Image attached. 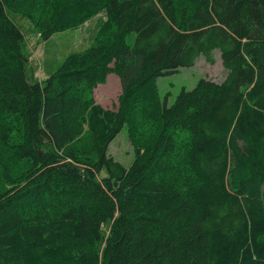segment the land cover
Masks as SVG:
<instances>
[{"label":"trees","instance_id":"trees-1","mask_svg":"<svg viewBox=\"0 0 264 264\" xmlns=\"http://www.w3.org/2000/svg\"><path fill=\"white\" fill-rule=\"evenodd\" d=\"M102 12L29 75L15 15L49 39ZM217 49L223 81L161 97ZM111 72L116 110L94 97ZM125 126L128 166L109 154ZM0 264H264V0H0Z\"/></svg>","mask_w":264,"mask_h":264},{"label":"rangeland","instance_id":"rangeland-1","mask_svg":"<svg viewBox=\"0 0 264 264\" xmlns=\"http://www.w3.org/2000/svg\"><path fill=\"white\" fill-rule=\"evenodd\" d=\"M104 17L105 12H102L76 29L59 31L49 39H43L29 19L15 15L14 18L22 27L27 39L25 54L28 58L29 75L33 79L44 80L70 52L83 51L89 47ZM213 55L215 59L213 64L201 55L193 66L183 67L172 74L159 77L157 83L161 97L167 98L168 104H172L183 88L192 89L201 78H209L216 82L223 81L227 70L223 65L221 53L217 49ZM121 92L120 77L115 72H111L106 81L94 89V97L103 107L116 110ZM134 147L131 134L125 126L112 141L109 154L128 166L135 156ZM105 231L109 233V226L105 227Z\"/></svg>","mask_w":264,"mask_h":264}]
</instances>
